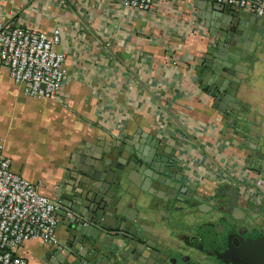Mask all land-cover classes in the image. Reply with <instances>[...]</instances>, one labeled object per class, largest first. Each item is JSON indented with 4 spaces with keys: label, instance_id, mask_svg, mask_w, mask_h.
Wrapping results in <instances>:
<instances>
[{
    "label": "crops",
    "instance_id": "crops-1",
    "mask_svg": "<svg viewBox=\"0 0 264 264\" xmlns=\"http://www.w3.org/2000/svg\"><path fill=\"white\" fill-rule=\"evenodd\" d=\"M206 6L203 0H162L147 12L113 0H0L3 20L47 33L60 29L59 47L70 74L56 96L40 99L26 95L0 63V144L12 170L43 182L40 191L60 205L58 197L63 203L82 190L79 182L91 159L84 153H96L104 143L155 138L181 159L177 167L184 182L206 192L231 184L257 201L259 194L249 193L259 177L254 143L239 134L228 115L220 78L200 64L216 27ZM254 57L242 62L248 73L235 74L243 80L237 113L242 130L251 127L252 138L260 140L264 54ZM131 176V193L141 195L144 176L134 168ZM138 207L142 212L134 201ZM58 219L60 244L29 240L20 248L28 264L72 260L54 252L58 246L64 252L72 237L64 216Z\"/></svg>",
    "mask_w": 264,
    "mask_h": 264
},
{
    "label": "water",
    "instance_id": "water-1",
    "mask_svg": "<svg viewBox=\"0 0 264 264\" xmlns=\"http://www.w3.org/2000/svg\"><path fill=\"white\" fill-rule=\"evenodd\" d=\"M203 1L209 12L207 18L216 27L210 32L213 41L202 51L200 64L209 65L214 76L220 78L218 89L223 103L228 105V115L234 118L236 127L239 125V134L254 143V163L262 164L256 174L263 176L264 136L257 140L251 136L254 133L251 127L241 128L244 120L237 113L241 111L237 93L243 80L235 74L248 73L242 62L255 60L257 52L264 54V17L258 15V19H262L259 21L254 18V13L237 6L217 0ZM252 21L257 25L246 24ZM163 145L155 138L130 139L128 144L104 143L99 145L96 153H84L91 159L79 182L82 190L63 197L66 202L62 203L61 197L56 200L60 203L58 215L64 216L62 223L68 226L72 236L63 247L64 252L59 246L54 249L58 258L63 254L71 256L72 260L65 264H160L157 260L160 247L154 235V226L158 222L149 219L152 216L149 209L140 213L133 208L129 180L134 179L128 166L135 164L144 179L146 176V181L157 187L191 188L177 167L181 159L167 149V144ZM228 189L238 195L239 190L234 185L227 184ZM192 197L202 200L195 195ZM143 205L148 208L145 203Z\"/></svg>",
    "mask_w": 264,
    "mask_h": 264
},
{
    "label": "built area",
    "instance_id": "built-area-1",
    "mask_svg": "<svg viewBox=\"0 0 264 264\" xmlns=\"http://www.w3.org/2000/svg\"><path fill=\"white\" fill-rule=\"evenodd\" d=\"M126 8L151 12L162 0H113ZM264 17V0H217ZM61 31L47 33L0 18V63L34 98H52L70 78ZM262 178L254 179L250 194H257ZM43 182H32L14 172L0 144V264H28L18 252L29 240L59 243V204L40 191Z\"/></svg>",
    "mask_w": 264,
    "mask_h": 264
},
{
    "label": "flooded vegetation",
    "instance_id": "flooded-vegetation-1",
    "mask_svg": "<svg viewBox=\"0 0 264 264\" xmlns=\"http://www.w3.org/2000/svg\"><path fill=\"white\" fill-rule=\"evenodd\" d=\"M134 166H128L129 172L131 168L139 171ZM258 176L263 181L257 201L245 198L238 187V195L226 190L227 184L210 192L199 191L193 185L175 190L150 184L145 176L142 194L132 193L131 202L136 201L144 212L149 209V219L158 222L154 226L160 247L158 262L264 264V175ZM137 210L143 212L139 207Z\"/></svg>",
    "mask_w": 264,
    "mask_h": 264
}]
</instances>
